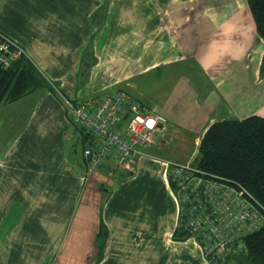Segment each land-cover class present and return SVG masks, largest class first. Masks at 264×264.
Segmentation results:
<instances>
[{
    "label": "crops",
    "instance_id": "0c3cea01",
    "mask_svg": "<svg viewBox=\"0 0 264 264\" xmlns=\"http://www.w3.org/2000/svg\"><path fill=\"white\" fill-rule=\"evenodd\" d=\"M0 29L26 47L52 83L0 104V264H154L155 238L145 236L147 230L170 247L171 256L192 241L195 262L208 264L195 238L175 237L179 202L167 161H183L155 148L168 142L200 147L216 121L264 117V38L248 0H0ZM57 89L78 102L126 90L168 121L154 143L138 147L132 170L112 169L110 157L88 174L84 158L69 160L65 140L78 139L80 128L71 124ZM57 171L72 197L80 182L96 180L79 210L90 209L96 218L80 214L68 221L61 252L56 227L42 219V213L56 212L55 205H43L39 182L42 172L52 178ZM122 171L138 172L153 189L159 173L174 212L161 196L155 208L146 197L142 207L108 218L116 193L106 207L105 175ZM98 200L104 204L99 217ZM102 222L109 232L103 253Z\"/></svg>",
    "mask_w": 264,
    "mask_h": 264
},
{
    "label": "built area",
    "instance_id": "2783aa9c",
    "mask_svg": "<svg viewBox=\"0 0 264 264\" xmlns=\"http://www.w3.org/2000/svg\"><path fill=\"white\" fill-rule=\"evenodd\" d=\"M22 56L30 58L26 47L0 29V65L10 67ZM66 102L71 118L93 135L84 151L88 174L110 157L112 169L132 170L141 152L138 147L154 143L168 121L125 91L100 102ZM149 120L154 121L151 126ZM167 163L182 223L191 229L208 262L235 264L231 255L246 246L248 234L264 225V206L230 178L206 172L191 161Z\"/></svg>",
    "mask_w": 264,
    "mask_h": 264
},
{
    "label": "trees",
    "instance_id": "16d2710c",
    "mask_svg": "<svg viewBox=\"0 0 264 264\" xmlns=\"http://www.w3.org/2000/svg\"><path fill=\"white\" fill-rule=\"evenodd\" d=\"M248 2L258 32L264 38V0ZM261 73L264 76V56ZM43 87L52 88L31 58L22 56L7 68L0 65V104L18 100ZM80 130L87 144L91 143L93 135L83 128ZM84 160L87 165V158ZM193 163L206 172L230 178L244 186L264 206V117L251 115L214 122L204 133L199 156ZM102 223L100 249L103 253L108 229ZM192 235L191 229L185 227L180 218L175 237L183 240ZM245 242L241 251L231 255L234 263L264 264V225L248 234Z\"/></svg>",
    "mask_w": 264,
    "mask_h": 264
},
{
    "label": "rangeland",
    "instance_id": "374dc122",
    "mask_svg": "<svg viewBox=\"0 0 264 264\" xmlns=\"http://www.w3.org/2000/svg\"><path fill=\"white\" fill-rule=\"evenodd\" d=\"M49 83L52 85L51 82ZM59 91L60 90L57 89V94L60 96L61 99H63L68 117H70V120H71L72 118L68 110V103L66 102V99H69V98L66 97L65 95H64L65 97L62 96L63 93ZM122 91L129 93L126 90H118L113 93H108L104 95L102 99L106 98L107 96H111L114 93L116 94ZM100 100H97V101L100 102ZM73 101L75 102L76 100H73ZM88 101H94V100H88ZM71 124L74 126L77 125V123L73 119L71 120ZM77 127L82 128L79 125H77ZM77 136H79L78 138L79 140L77 138L73 140L72 139L65 140V144H67V148L69 151V160H71L72 158L76 160L85 158L84 151L87 146V141L84 140V137H83L84 135L81 130L78 131ZM155 150L157 151V153H159L160 155L164 157H168V158H171L173 160H178V161L180 160L183 162L194 161L199 156V146L195 144V142H188V145L186 142L185 143L182 142L179 144L168 142L165 148L160 147L158 149V147H156ZM42 173H43L41 174L42 177L45 176L41 181H39L40 183H42L41 185L43 186V191H44L43 196L41 197L42 203L44 206L47 205L49 207L50 206L52 207L55 205V209H56V212H53V213L52 212L42 213V219L44 223H51L53 228L56 227V231L58 233L57 234L58 243L60 244L59 249L61 252V249L65 243V235L63 236V233L66 229V225L68 221L72 222L73 220L75 221L79 219L80 214H84L83 217L85 216V219L86 217L89 216L88 220L89 219L93 220L96 218L92 214L90 209L87 210L86 212L85 210L84 212L82 210L79 213V210H81L82 205L85 204L86 202V194L88 192L89 187L95 186L96 180H93V177H94L93 176L90 182L88 183L86 182L87 184L85 186H84L85 182L84 183L80 182L78 190H76L75 196L72 197V195L70 194L71 193L70 188L69 187L67 188V182L62 177L63 175H61L62 173L58 171L54 172L52 178H48L47 174H45L44 172ZM145 173L146 171L144 170L141 173V175L142 174L144 175ZM118 174L106 172V175H105L106 178L108 179V181L105 184V189L107 190V194H108V198L105 202L106 207L108 206L110 195L116 193V196L114 198V204L112 206L113 212L108 213V218H110L111 214H121L123 212H129V211L136 210L137 208L142 207L143 201L146 199V197H148V200L151 204V208L152 207L155 208V206L157 207L156 202L158 201V197L161 196V198L163 199V202L167 206L168 212H174V201L172 200V197L170 196L168 191H165L164 189L165 184L162 178H160L159 173L156 172L157 176L154 177L155 178L154 189L152 187H148L147 180L145 177H138L139 176L138 172H136V174L133 176L131 175L129 171H125V172L122 171V173H118ZM148 174L153 175V171H149ZM97 203H99V205H96V211H97L96 215L97 217H99L100 211H101L100 206L104 208V204L102 205V203H100L99 200L97 201ZM90 208L92 209V207ZM44 209L45 208H43V210ZM105 209L103 210V213L105 212ZM152 210L153 209L146 210L145 215H147V213L152 212ZM160 216L161 215H159L158 218L163 219V217L162 216L160 217ZM120 219H123V218L120 217ZM167 219L168 218H164L163 220L166 221ZM95 221H97V219ZM179 222H180V213H178V224ZM50 229L51 228H48V229L44 228L43 231L45 232ZM144 235L145 236L147 235L148 238H155V245H154V251H153L155 254L154 264H166L168 261H171V260H173L174 264H177L176 262L177 258H179L178 264H199V262L197 261L195 262V260H198V259L194 257L196 249H195V244L192 241H189L187 244H185L184 250H182L181 253L174 254L171 256L170 247L164 242H160L161 240L159 241L160 243H157V239L155 235L151 233V231L147 230ZM192 237L194 238V236ZM148 241L150 242V239ZM53 243H54V240H53ZM151 246L153 247V245ZM75 247H76V252H77L79 249L82 248V245L79 244V245H76ZM200 248L205 257L206 256L205 252L203 251L202 247ZM185 256H189L187 258L188 260H185L184 258ZM197 256H199L198 258L201 260L200 255L198 254ZM204 257L202 258V261L205 260L206 257L205 258ZM203 264H206V263L203 261Z\"/></svg>",
    "mask_w": 264,
    "mask_h": 264
},
{
    "label": "clouds",
    "instance_id": "9594fccd",
    "mask_svg": "<svg viewBox=\"0 0 264 264\" xmlns=\"http://www.w3.org/2000/svg\"><path fill=\"white\" fill-rule=\"evenodd\" d=\"M153 123H154L153 120H149V121H148V125H149V126H151Z\"/></svg>",
    "mask_w": 264,
    "mask_h": 264
},
{
    "label": "water",
    "instance_id": "95a60500",
    "mask_svg": "<svg viewBox=\"0 0 264 264\" xmlns=\"http://www.w3.org/2000/svg\"><path fill=\"white\" fill-rule=\"evenodd\" d=\"M160 126H162V125L160 124Z\"/></svg>",
    "mask_w": 264,
    "mask_h": 264
}]
</instances>
